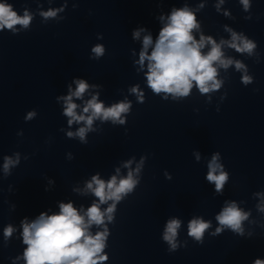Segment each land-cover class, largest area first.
I'll return each instance as SVG.
<instances>
[{"label":"clouds","instance_id":"clouds-1","mask_svg":"<svg viewBox=\"0 0 264 264\" xmlns=\"http://www.w3.org/2000/svg\"><path fill=\"white\" fill-rule=\"evenodd\" d=\"M245 10L249 7V0H241ZM45 18L55 17L56 11L41 13ZM164 17H161L163 20ZM32 20L31 15L25 11L23 16H18L13 11V6L8 3H0V30L14 29L16 25L27 28ZM167 23L160 29L158 38L155 41L151 53L148 48L153 45L151 34L143 37V49L139 54L140 65L147 60V84L148 87L156 94H171L174 97H186L195 86L201 93H209L217 90L221 82L217 79L218 70L216 65L225 69L233 64V60L225 59L222 51V45L227 43L229 47L236 49L238 52L252 53L256 47L250 40L238 36L232 32L231 42L221 41L217 44L210 36H200L197 40L193 31L199 28L195 15L187 7L174 9L167 18ZM145 29L141 28L133 32V38L138 39ZM240 41V43H237ZM206 44L211 47L207 53L202 49ZM96 57L104 53L102 45L92 48ZM237 70L244 68L239 61L235 62ZM243 83L248 84L251 78L243 76ZM76 89L70 91V95L63 97L66 107L64 115L69 117L68 124L73 122H84L86 127H81L74 134L68 132L69 137L78 136L82 142L85 141L86 132L91 129L94 119L103 120L111 119L113 122L121 120V114L129 110L128 103H119L105 108L97 97L93 96L87 101L83 108V113L90 115L77 114V104L73 103V97L80 98L88 90L89 85L83 79H77ZM131 91L136 92L133 88ZM35 113L30 112L28 119H31ZM199 159V157H197ZM219 154H215L208 164L207 181L215 184L216 192H221L228 175L223 171V166L218 162ZM19 162L5 157L4 170L8 174L10 166ZM219 170V174H218ZM139 167L137 168V172ZM138 181L134 179L133 173L129 171L126 178L119 181L116 176L105 182L98 176H93L87 183V190L91 191L98 198V203L94 202L84 214H81L71 202L60 203L59 213L47 215L44 212L37 219L29 223L26 219L22 221L23 227V244L27 245L24 250L23 259L25 264H100L107 260L106 255H101L105 247L107 238V229L92 235L89 231L92 225L101 226L105 223V217L111 221L116 208V202L130 193ZM113 201L106 209L102 210L100 205ZM264 211V207L260 208ZM216 220L222 226L216 229V233L223 231V228L231 229L238 234L242 233V222L247 220L248 213L238 208L235 202L228 204L217 215ZM209 222L202 219H193L188 225V235L193 237L197 242L203 244V235L205 230L210 227ZM180 227L178 219H172L168 222L163 239L170 245V251L177 248L176 236ZM14 229L8 226L4 230L5 237H10ZM255 264H264V261L257 260Z\"/></svg>","mask_w":264,"mask_h":264}]
</instances>
